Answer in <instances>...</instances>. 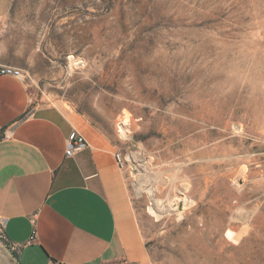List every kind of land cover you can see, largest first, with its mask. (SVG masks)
Masks as SVG:
<instances>
[{"label": "rangeland", "instance_id": "1", "mask_svg": "<svg viewBox=\"0 0 264 264\" xmlns=\"http://www.w3.org/2000/svg\"><path fill=\"white\" fill-rule=\"evenodd\" d=\"M0 21L38 58L32 103L124 158L148 264H264V0H0Z\"/></svg>", "mask_w": 264, "mask_h": 264}, {"label": "crops", "instance_id": "2", "mask_svg": "<svg viewBox=\"0 0 264 264\" xmlns=\"http://www.w3.org/2000/svg\"><path fill=\"white\" fill-rule=\"evenodd\" d=\"M0 21V264H148L113 147L80 115L33 104L35 59ZM75 130L86 146L65 156ZM35 231V239L29 238Z\"/></svg>", "mask_w": 264, "mask_h": 264}, {"label": "built area", "instance_id": "3", "mask_svg": "<svg viewBox=\"0 0 264 264\" xmlns=\"http://www.w3.org/2000/svg\"><path fill=\"white\" fill-rule=\"evenodd\" d=\"M0 76H7L12 78H23L24 73L21 69L11 66H0ZM86 142L81 134L73 130L66 140L65 156L71 157L75 152L82 150L86 146ZM114 159L119 169L124 167V158L120 153H114ZM1 234V232H0ZM35 239V231L33 230L32 235L29 238V243Z\"/></svg>", "mask_w": 264, "mask_h": 264}, {"label": "bare ground", "instance_id": "4", "mask_svg": "<svg viewBox=\"0 0 264 264\" xmlns=\"http://www.w3.org/2000/svg\"><path fill=\"white\" fill-rule=\"evenodd\" d=\"M71 58V57H70ZM74 65H76V66H78L79 65V63L78 62H76V63H74ZM142 164H144V166L146 165V166H149V160H147L146 158L143 160L142 159ZM165 180V179H164ZM161 182H163L164 183V181L162 180ZM167 183V182H166Z\"/></svg>", "mask_w": 264, "mask_h": 264}]
</instances>
